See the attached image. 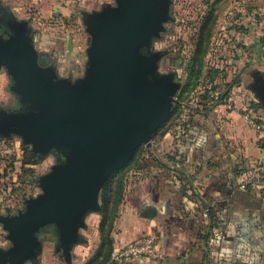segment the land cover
I'll return each mask as SVG.
<instances>
[{"label": "water", "instance_id": "1", "mask_svg": "<svg viewBox=\"0 0 264 264\" xmlns=\"http://www.w3.org/2000/svg\"><path fill=\"white\" fill-rule=\"evenodd\" d=\"M169 3L112 0L87 14L90 42L83 74L75 79L60 78L49 57L38 54L26 22L9 21L12 34L0 39V71L8 74L9 90L23 108L1 112L0 135L16 133L32 152H58L60 159L39 179L42 192L27 200L24 211L0 215L12 244L0 250V264L41 256L44 241L38 234L50 225L57 235L54 252L71 264L84 220L100 212V195L111 176L137 148H150L178 84L171 73L159 71L158 53L140 50L163 30Z\"/></svg>", "mask_w": 264, "mask_h": 264}, {"label": "rangeland", "instance_id": "2", "mask_svg": "<svg viewBox=\"0 0 264 264\" xmlns=\"http://www.w3.org/2000/svg\"><path fill=\"white\" fill-rule=\"evenodd\" d=\"M111 2L0 0V7L8 11L16 22L27 23L38 54H46L59 75L68 77L82 74L80 69L85 67V59L80 61L81 58H75L76 54L85 58L90 42L85 16ZM162 26L163 30L140 53H158L161 56L159 71L171 73L178 89L173 95L168 118L151 138L153 144H163V147L154 152L140 146L129 162V168L152 156L163 157L164 160L173 156L172 150L176 149L189 125L200 114L207 115L217 106H226L227 102L236 107L235 100L245 104V79L241 81L240 77L246 71L252 78L250 89L264 104V0H170L168 20ZM203 26L204 32L201 33ZM10 35L0 36V39H7ZM200 36L206 39L203 54H199L197 49ZM200 67L199 76L195 78ZM2 70L0 103L5 105L8 104L11 83L8 74ZM60 155L64 158L62 151ZM57 159H60L58 153L42 155L32 152L31 145L23 144L16 133L1 134L0 215H15L24 211L27 200L41 194L39 179L51 171ZM28 161L32 164H25ZM127 178L126 174L125 185L132 182ZM109 183L100 198L107 192ZM49 244L44 243L41 256L24 264H45V259H42L45 249L57 264H65L60 254L57 257L53 254L54 244L52 247ZM11 246L0 223V250Z\"/></svg>", "mask_w": 264, "mask_h": 264}, {"label": "crops", "instance_id": "3", "mask_svg": "<svg viewBox=\"0 0 264 264\" xmlns=\"http://www.w3.org/2000/svg\"><path fill=\"white\" fill-rule=\"evenodd\" d=\"M249 76L246 71L240 77L245 104L235 100L239 107L217 106L189 125L172 150L182 156L179 166L152 156L157 161H138L127 169L132 182H126L113 223V249L154 236L160 258L114 264H264V188H240L241 180L264 162V138L243 118L247 110L264 120V104L250 89ZM160 146L151 142L148 149L155 152ZM99 223V212L85 218L71 264H85L93 256L100 244ZM47 250L45 264H57Z\"/></svg>", "mask_w": 264, "mask_h": 264}, {"label": "trees", "instance_id": "4", "mask_svg": "<svg viewBox=\"0 0 264 264\" xmlns=\"http://www.w3.org/2000/svg\"><path fill=\"white\" fill-rule=\"evenodd\" d=\"M204 26L202 28V32H204ZM204 36H200L197 44V49L199 54H203L202 48L205 44L206 39ZM195 61V58H194ZM199 70L195 73L197 78L199 76ZM194 72V71H193ZM189 85V84H188ZM187 88V87H186ZM57 154L58 152H54ZM137 153V150H136ZM59 156V153H58ZM181 154H175L171 156L169 159L174 163V166L177 167L182 163ZM147 161H157L155 158H150L145 160ZM25 164H32L31 162H25ZM130 164L128 163L125 167L117 170L110 178V183L108 184L106 191L100 198V223H99V233H100V244L95 250L93 256L85 263V264H106L111 257V253L113 250V240L111 238V233L113 229V223L117 215V209L120 203L123 200L124 190H125V174ZM166 167V166H165ZM169 169V168H168ZM48 229V226L43 230ZM51 233H49L50 237L53 239V243L49 242L51 245H55L56 242V230L54 226H50ZM41 230L40 232H42ZM39 232V233H40ZM48 243V242H47Z\"/></svg>", "mask_w": 264, "mask_h": 264}, {"label": "built area", "instance_id": "5", "mask_svg": "<svg viewBox=\"0 0 264 264\" xmlns=\"http://www.w3.org/2000/svg\"><path fill=\"white\" fill-rule=\"evenodd\" d=\"M212 98L217 99V97L212 96ZM227 108L232 109L234 106L230 102H227ZM244 120L252 126V128L264 138V120H260L253 113L245 111L243 113ZM264 188V162L260 164L258 169L246 176L240 182V188ZM146 257L154 260L160 258V254L156 245V238L154 236H144L132 243H129L123 247L114 248L111 253L110 260L108 264L118 263L125 259Z\"/></svg>", "mask_w": 264, "mask_h": 264}, {"label": "flooded vegetation", "instance_id": "6", "mask_svg": "<svg viewBox=\"0 0 264 264\" xmlns=\"http://www.w3.org/2000/svg\"><path fill=\"white\" fill-rule=\"evenodd\" d=\"M11 18H12L11 14L8 11H5L0 7V36L6 37V36L10 35L11 29L9 26V21L11 20ZM32 40H34L33 36H32ZM48 63H50V62H48ZM2 72L7 74L4 69L2 70ZM9 93H10V96H9L8 104L3 105L0 103V114L2 111H19L21 108V104L19 103L17 96L11 92H9ZM0 138H1V135H0ZM50 226H52V225H50ZM50 226H48V229H45L38 234L40 239H42V240L43 239H50L53 241V239L49 235V233L52 232L50 229Z\"/></svg>", "mask_w": 264, "mask_h": 264}]
</instances>
